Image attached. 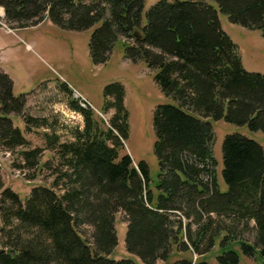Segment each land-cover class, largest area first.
Wrapping results in <instances>:
<instances>
[{
    "label": "trees",
    "instance_id": "1",
    "mask_svg": "<svg viewBox=\"0 0 264 264\" xmlns=\"http://www.w3.org/2000/svg\"><path fill=\"white\" fill-rule=\"evenodd\" d=\"M144 2L0 0L7 21L18 28L37 25L45 16L66 30L94 27L89 46L96 64L108 61L121 37L132 39L133 44L123 41L125 57L144 59L156 69L155 80L171 100L158 105L153 116L159 165L153 181L148 163L135 165L125 152L129 113L121 82L103 91L102 112L116 108L110 120L98 119L86 100L80 98L83 106L72 99L83 128H73L70 140L56 131L44 133V147L30 148L10 114L25 119L26 132L47 123L26 113L25 94L15 95L13 80L0 70V148L21 147V168L38 167L45 149L55 153L53 162L44 163L52 183L34 186L26 201L5 186L0 164V264H156L168 261L174 246L206 255L219 238L220 264L240 262L234 244L248 257L260 255L264 264V148L244 134L225 135L223 191L216 174V133L208 119L264 131V74L245 69L218 15L219 9L231 22L264 34V0H159L143 24ZM119 213L133 256L116 259L111 254L119 244ZM252 229L255 241L243 239ZM168 264L209 262L180 257Z\"/></svg>",
    "mask_w": 264,
    "mask_h": 264
},
{
    "label": "rangeland",
    "instance_id": "2",
    "mask_svg": "<svg viewBox=\"0 0 264 264\" xmlns=\"http://www.w3.org/2000/svg\"><path fill=\"white\" fill-rule=\"evenodd\" d=\"M157 1L159 0H145L143 24L146 23V12ZM210 2L215 5L213 1ZM216 8L218 9L217 5ZM218 15L223 30L238 45L245 69L264 74L263 32L231 22L219 9ZM93 28L83 31L62 29L48 16L37 25L18 28L17 22L7 21L5 9L0 6V70L8 73L13 80L15 95L25 94L26 113L45 119L47 124L37 125L26 132V122L22 116L10 114V117L29 139L30 148L44 147V133L56 131L61 135V140H70V131L77 126H84L82 114L72 107L70 101L76 99L80 101V105L86 106L80 98L86 100L94 108L98 119L110 120L116 108L111 107L107 113L102 112L103 91L107 84L119 81L125 88L124 104L129 113V137L125 143V152L131 154L135 165L146 161L150 177L155 181L159 165L154 152L156 135L153 116L158 105L171 100L155 80L156 69L150 68L144 59L133 61L125 57L123 41L133 44L132 39L121 37L106 63H94L89 46ZM109 99L113 100L112 97ZM208 119L216 133L214 153L218 160L217 179L220 188L225 191L228 188L222 177V143L225 135L238 132L255 139L264 148V131H253L247 125H237L224 119ZM20 149L22 148L17 147L14 151H9L0 148V164L5 186L11 187L26 201L34 186L52 183L54 176L44 163L53 162L55 153L45 149L38 167L21 168L23 158ZM150 187L156 193L153 184ZM175 219L187 222L182 216H175ZM116 227L119 244L111 257H132L125 246L127 223L124 213L117 215ZM242 236L253 242L256 230L252 229ZM219 240L220 238L214 248L203 256H198L191 250L178 252L174 246V254L169 260H159L156 264H168L180 257L192 259L195 263L206 258L209 264H220L217 259L221 254ZM233 246L240 255L238 264H261L263 261L260 255L246 256L239 244ZM135 258L140 261L138 257Z\"/></svg>",
    "mask_w": 264,
    "mask_h": 264
}]
</instances>
